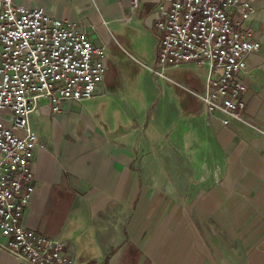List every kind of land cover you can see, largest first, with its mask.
<instances>
[{"label":"crops","instance_id":"obj_1","mask_svg":"<svg viewBox=\"0 0 264 264\" xmlns=\"http://www.w3.org/2000/svg\"><path fill=\"white\" fill-rule=\"evenodd\" d=\"M15 2L27 7H45L53 17L83 31L98 47L112 44L115 33L135 48L145 44L153 51L149 53L153 63L157 62L161 33L155 22L161 0H134V5L132 0ZM255 10L251 25L261 47L259 51L248 54L247 68L241 77L247 88L244 94L245 116L262 132L235 120L224 126L211 116L210 120L195 123L200 128L199 140H203L200 145L205 149L201 152L198 172L209 177L199 183L198 210L193 208L194 214L190 219L198 225L186 234L176 232L168 235L166 229L174 222V216L165 228L167 216L159 215L162 209L153 214L157 201L151 204L147 211L150 216L146 217L142 214L141 200L128 223L133 238L121 242V247L113 253L111 264L120 263L128 242L142 252L137 264H142L145 258H148L149 264H264V0H256ZM203 78L202 73L199 91L203 89ZM102 83L96 94L102 93ZM133 99L131 97L129 102ZM81 101L65 100L60 111L56 112L49 100H42L38 112L30 117L32 129L38 131L40 144L36 147L37 153L34 150L32 161L36 190L23 221L30 229L54 238H59L56 235L64 227L73 229L77 195H88V202L96 213H104L115 204L119 208L120 201L123 212L125 192L131 185V173L135 172L132 163L138 158L125 143L127 138L131 139L130 132H135L139 122L137 125L124 124L126 119L132 118L133 121L136 118L133 112L138 110V106L134 110V106L124 105L122 114L116 117L111 110L107 111L108 123L105 122L104 132L90 113L73 111V107L79 106ZM198 104L199 100L196 105L189 102L185 114L195 111ZM159 110V113L163 112L162 107ZM164 111L172 114L167 107ZM40 116L43 120L35 123L34 118ZM188 124L181 122L182 134L189 130ZM79 128L83 131L82 138L78 135L68 137V134H76ZM48 144H62L61 157L52 154ZM166 202L162 205H167ZM180 222L181 217L177 218L176 226ZM96 224L89 218L86 226L66 243L74 263L100 262V254L91 251L94 240L99 241L98 235L91 234ZM145 224V234H138L141 237L136 238ZM99 246L106 255L110 247L105 242L95 248ZM0 264H25L7 250L6 238L1 230Z\"/></svg>","mask_w":264,"mask_h":264},{"label":"built area","instance_id":"obj_2","mask_svg":"<svg viewBox=\"0 0 264 264\" xmlns=\"http://www.w3.org/2000/svg\"><path fill=\"white\" fill-rule=\"evenodd\" d=\"M256 0H161L155 22L161 36L153 74L194 63L202 91L192 92L203 112L227 126L245 116L241 77L247 56L261 44L251 25ZM134 5V0H132ZM105 51L76 26L45 7L0 0V230L6 248L25 264H75L60 238L23 221L36 190L34 150L39 140L30 117L42 100L60 111L65 100L96 95L106 69Z\"/></svg>","mask_w":264,"mask_h":264},{"label":"rangeland","instance_id":"obj_3","mask_svg":"<svg viewBox=\"0 0 264 264\" xmlns=\"http://www.w3.org/2000/svg\"><path fill=\"white\" fill-rule=\"evenodd\" d=\"M158 49L159 45L157 53ZM104 51L106 69L103 73L102 93L81 101L79 106L73 107V111H87L92 115L97 126L106 132L107 111L111 110L113 117H116L122 114L121 109L124 105L134 106V110L138 106V110L133 112L136 118L133 121L132 118L126 119L124 122L127 126L137 125L139 122L135 132H130L131 139L127 138L125 143L126 147L128 149L131 147V152L134 151L138 156L132 163L135 165L134 168L132 167L135 172L131 173L129 179L131 185L125 192L126 202L123 212L120 201L119 208L115 204L108 207L104 213H96L92 204L88 202V195H77L74 202V230L64 227L56 236L68 243L91 218L97 223L96 227H92L91 234L98 235L100 241L94 240L91 251L100 254L98 264H111L113 253L121 247V242L133 238L129 233L128 223L141 200H143L142 214L145 216H150L147 211L151 204L157 201L153 214L155 215L156 210L159 212L162 209L159 215L167 216L165 228L170 224V218L174 216V222H171L166 229L168 235L176 232L186 234L193 226L198 225L196 222L192 223L190 219L194 214L193 208L198 210L199 183L209 177L198 172L199 159L203 155L201 152L205 149L203 150L200 145L203 140H199L200 128H197L198 124L195 123L212 118L202 111L199 104L195 111L190 112L189 115L185 114L189 102L194 105L198 103L197 98L191 93L200 90L198 84L202 70L194 63H185L177 67L169 66L165 69L167 78L159 77L149 70V67L156 65L149 55L153 51L151 52L145 44L141 48H135L116 33L112 44L105 47ZM131 97L134 99L129 102ZM160 107L163 110L161 113H159ZM165 107L169 108L172 114L170 112L166 114ZM141 108L143 109L140 110ZM128 112L126 113L129 114ZM168 118L171 119L168 121ZM42 120V116L34 118L35 123ZM115 121L113 119L114 123ZM182 121L188 122L190 126L185 134H182L184 132L181 129ZM78 132L76 134L72 132L73 134H68V137L73 138L78 135L82 138L83 131L79 128ZM39 144L38 140L37 146ZM61 145L47 146L52 154L61 157ZM35 152L37 153L36 148ZM165 202L167 205H162ZM180 217L181 222L176 226L175 222ZM145 229L146 224L136 234V238L141 237L138 234H145ZM103 242L110 247L108 252H105L106 255H103L104 250L101 246L95 248Z\"/></svg>","mask_w":264,"mask_h":264},{"label":"trees","instance_id":"obj_4","mask_svg":"<svg viewBox=\"0 0 264 264\" xmlns=\"http://www.w3.org/2000/svg\"><path fill=\"white\" fill-rule=\"evenodd\" d=\"M141 254L142 252L139 247L135 246L131 242H128L119 264H137ZM142 264H149L148 258H145Z\"/></svg>","mask_w":264,"mask_h":264}]
</instances>
